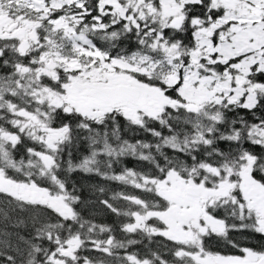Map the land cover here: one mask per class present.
Segmentation results:
<instances>
[{"label":"snow or ice","instance_id":"snow-or-ice-1","mask_svg":"<svg viewBox=\"0 0 264 264\" xmlns=\"http://www.w3.org/2000/svg\"><path fill=\"white\" fill-rule=\"evenodd\" d=\"M0 264H264V0H0Z\"/></svg>","mask_w":264,"mask_h":264},{"label":"trees","instance_id":"trees-1","mask_svg":"<svg viewBox=\"0 0 264 264\" xmlns=\"http://www.w3.org/2000/svg\"><path fill=\"white\" fill-rule=\"evenodd\" d=\"M126 138L131 139H151V137H147L143 133H139L135 136H133L132 133H125ZM87 154V147L86 145H81L78 150H74L73 157L75 160H78L82 155ZM125 163L129 167H138L136 161L132 159H127ZM116 171L120 170V166H117L115 168ZM72 182L76 183L77 187L80 189V195L82 198V203L79 205L78 210L81 211L82 215L86 219H93L97 223H103L108 225L116 226V232L115 235L119 239H123L124 235L119 231L118 224L123 219L121 217H117L114 214H112L109 210H107L103 205L99 203V199L107 198L108 196H111L113 191H118L120 189V186L109 182L104 181L98 176H88L83 173H74L72 175ZM99 187H104L106 189L105 194H101L98 191ZM22 231V234L27 235L28 233L26 231ZM158 240L161 238H157ZM147 244V241L144 242V244H138L134 246L131 250L133 251H140L143 253L145 251L144 245ZM153 249L156 248V245L153 244L151 246ZM212 247L214 250H220V251H232V249H224L222 246L217 245L213 242ZM93 256L100 255L99 253H91ZM171 259V257H168Z\"/></svg>","mask_w":264,"mask_h":264}]
</instances>
